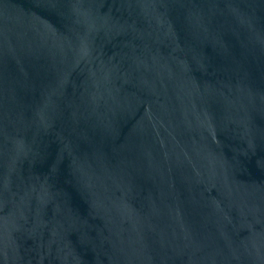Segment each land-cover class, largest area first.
Masks as SVG:
<instances>
[{
  "label": "water",
  "instance_id": "obj_1",
  "mask_svg": "<svg viewBox=\"0 0 264 264\" xmlns=\"http://www.w3.org/2000/svg\"><path fill=\"white\" fill-rule=\"evenodd\" d=\"M0 264H264V0H0Z\"/></svg>",
  "mask_w": 264,
  "mask_h": 264
}]
</instances>
